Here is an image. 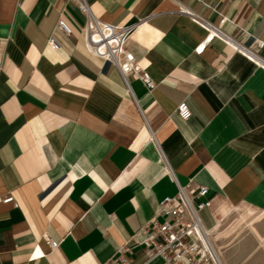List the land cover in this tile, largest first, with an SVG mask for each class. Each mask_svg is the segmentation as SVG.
Segmentation results:
<instances>
[{"label": "crops", "instance_id": "0c3cea01", "mask_svg": "<svg viewBox=\"0 0 264 264\" xmlns=\"http://www.w3.org/2000/svg\"><path fill=\"white\" fill-rule=\"evenodd\" d=\"M87 1L113 26L145 21L125 47L154 86L131 74L127 88L88 51L70 1L0 0V196L17 204H0V264H103L122 245L146 264L139 229L187 185L207 188L201 219L227 264L221 221L264 214V70L219 39L202 47L198 20L264 42V0Z\"/></svg>", "mask_w": 264, "mask_h": 264}, {"label": "built area", "instance_id": "2783aa9c", "mask_svg": "<svg viewBox=\"0 0 264 264\" xmlns=\"http://www.w3.org/2000/svg\"><path fill=\"white\" fill-rule=\"evenodd\" d=\"M67 1L73 3L84 17L83 35L88 51L114 66L127 88L128 77L136 74L145 87L151 90L154 86L151 79L146 74H140L134 56L125 47V41L145 21L140 19L131 25L116 27L98 20L87 0ZM224 22L223 18L221 24ZM198 25L207 32L202 47L214 38L219 39L235 53L264 70V57L259 54L264 48V42L254 39L251 45H246L224 33L220 26L214 27L203 20H198ZM56 27L66 35L70 34V29L64 21L58 20ZM46 45L53 51L60 47L53 37L48 38ZM202 47L197 52L201 51ZM176 112L183 121L191 117L185 101L177 106ZM207 194L208 190L204 186L187 185L183 188L178 187L174 197H165L159 202L154 216L138 231L141 239L136 245L146 254V264L154 259H160V264H220L200 215L201 211L209 206V201L203 200ZM0 204L17 207L9 194L0 196ZM49 247L54 250L58 243L49 241ZM127 253L131 254L130 248L122 245L118 247L115 255L103 264H132L131 258L126 256ZM40 257H43V254L34 251L29 260Z\"/></svg>", "mask_w": 264, "mask_h": 264}, {"label": "rangeland", "instance_id": "374dc122", "mask_svg": "<svg viewBox=\"0 0 264 264\" xmlns=\"http://www.w3.org/2000/svg\"><path fill=\"white\" fill-rule=\"evenodd\" d=\"M237 207L221 221L218 235L213 238L215 242L218 240L216 244L227 264H264V241L260 245V237H264V214L259 213L260 221L254 225L257 236L249 228L259 216L243 206Z\"/></svg>", "mask_w": 264, "mask_h": 264}, {"label": "bare ground", "instance_id": "6f19581e", "mask_svg": "<svg viewBox=\"0 0 264 264\" xmlns=\"http://www.w3.org/2000/svg\"><path fill=\"white\" fill-rule=\"evenodd\" d=\"M206 232L208 233L207 235L210 236L209 230H206ZM210 241V240H209ZM211 243V242H210ZM212 245V244H211ZM213 246V245H212ZM216 252V251H215ZM217 254V253H216ZM218 256V255H217ZM220 262V261H219Z\"/></svg>", "mask_w": 264, "mask_h": 264}]
</instances>
